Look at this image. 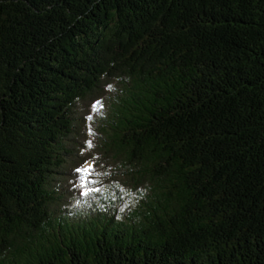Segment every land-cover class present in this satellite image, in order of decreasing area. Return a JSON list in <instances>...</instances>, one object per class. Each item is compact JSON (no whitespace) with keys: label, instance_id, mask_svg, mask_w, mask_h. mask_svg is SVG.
Returning a JSON list of instances; mask_svg holds the SVG:
<instances>
[{"label":"trees","instance_id":"obj_1","mask_svg":"<svg viewBox=\"0 0 264 264\" xmlns=\"http://www.w3.org/2000/svg\"><path fill=\"white\" fill-rule=\"evenodd\" d=\"M0 264H264V0H0Z\"/></svg>","mask_w":264,"mask_h":264},{"label":"rangeland","instance_id":"obj_2","mask_svg":"<svg viewBox=\"0 0 264 264\" xmlns=\"http://www.w3.org/2000/svg\"><path fill=\"white\" fill-rule=\"evenodd\" d=\"M67 157L69 160H71V155H68ZM71 163L73 164V160H71ZM66 169H67V163L64 164L62 169H59L60 172L55 173V175H54L55 177H53L52 182H51L53 188H55L57 190V193L60 196L62 195V193L64 191L63 181L65 178V174H64L65 172L64 171H66ZM66 176L68 177L69 175L66 174ZM50 181H51V179H50ZM63 199H64V197H62V196L60 197V199H58V201L54 204V209H56V210L59 209L58 207H59L60 203L63 202L62 201Z\"/></svg>","mask_w":264,"mask_h":264},{"label":"snow or ice","instance_id":"obj_3","mask_svg":"<svg viewBox=\"0 0 264 264\" xmlns=\"http://www.w3.org/2000/svg\"><path fill=\"white\" fill-rule=\"evenodd\" d=\"M90 170H91V165L87 166V167H84V168H78L76 169V172L77 173H81L82 175L80 176V187L83 188L85 187V184H84V181L86 179V176L90 173ZM93 191V189H87V191H81V195H87L88 192H91Z\"/></svg>","mask_w":264,"mask_h":264}]
</instances>
